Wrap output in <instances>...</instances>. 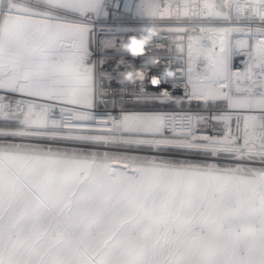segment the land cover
Instances as JSON below:
<instances>
[{
  "label": "snow or ice",
  "instance_id": "6c2138e0",
  "mask_svg": "<svg viewBox=\"0 0 264 264\" xmlns=\"http://www.w3.org/2000/svg\"><path fill=\"white\" fill-rule=\"evenodd\" d=\"M127 18L183 96L106 95ZM0 93V264H264V0H0Z\"/></svg>",
  "mask_w": 264,
  "mask_h": 264
},
{
  "label": "built area",
  "instance_id": "2783aa9c",
  "mask_svg": "<svg viewBox=\"0 0 264 264\" xmlns=\"http://www.w3.org/2000/svg\"><path fill=\"white\" fill-rule=\"evenodd\" d=\"M133 2H136V0H133ZM121 3L123 4V0H121ZM122 10V9H121ZM117 24L120 25L123 29H136L135 31H121L119 33H116L115 35H108V36H98L96 37V41H111L114 45L111 48H105L102 43L97 46V43H94L92 46L93 50V59L94 60H101L102 61V68L101 71H106L109 74H111L113 77H115L114 80L111 82L105 81L104 86L106 87V95L109 98H118L120 96H124L126 98L130 97L132 95L133 88H136L137 91H141V88L139 86L126 84V83H119L118 81L121 79L120 73L123 72L125 69H128L129 67L134 66L135 68H142L143 65H145L144 61H147L149 57H155L158 58L160 61L159 64L156 65V67H150L149 75H159L161 68L163 66H168L171 68V70H174L175 64L172 63L170 65V61L168 59H164L162 57L165 56H172L175 57L176 52L175 49L171 47V45L167 42L170 38L165 36L163 39L165 42H161L159 38H155L153 44L149 46L147 52L143 56L133 57L128 52L124 51L121 48V44L128 41L129 37L135 35L139 36L143 34V31L146 28L154 26L153 24H145L143 22L137 21L135 18H127V19H120L116 21ZM105 53L103 56H101V53ZM235 67L241 66V60L237 58L234 62ZM144 68H148L144 66ZM172 78H170L171 80ZM145 84L147 85L146 89L148 91H156V88L151 87V85L148 84L147 81H145ZM110 85V86H109ZM184 83L179 82L177 83L175 89L171 86V84L162 83L160 85V88L167 89L169 92H173L174 95L180 97L184 94ZM4 93H0V95H3ZM125 104H132L131 100H127ZM120 104H117L115 108L109 104L107 106V109L111 111L113 114H116L119 111ZM187 101H185V107H187ZM198 107V104L196 101H193L191 103V108L193 110H196ZM105 110V106H100L96 109L98 112H102Z\"/></svg>",
  "mask_w": 264,
  "mask_h": 264
},
{
  "label": "clouds",
  "instance_id": "9594fccd",
  "mask_svg": "<svg viewBox=\"0 0 264 264\" xmlns=\"http://www.w3.org/2000/svg\"><path fill=\"white\" fill-rule=\"evenodd\" d=\"M158 33L154 28H146L143 34L139 36H131L128 41L121 44V48L131 54L133 57L143 56L146 53V49L151 46L157 37ZM142 63H150L155 66L160 63L158 58L149 57L148 61ZM150 67L148 68H135L134 66L125 69L120 73V76L124 83L135 86H141L148 82L151 87L156 88L161 85L162 82L172 78L173 71L168 66H163L159 75H149ZM143 90V88H141ZM163 92H167V89H162Z\"/></svg>",
  "mask_w": 264,
  "mask_h": 264
},
{
  "label": "trees",
  "instance_id": "16d2710c",
  "mask_svg": "<svg viewBox=\"0 0 264 264\" xmlns=\"http://www.w3.org/2000/svg\"><path fill=\"white\" fill-rule=\"evenodd\" d=\"M124 106L131 108L132 104H125Z\"/></svg>",
  "mask_w": 264,
  "mask_h": 264
}]
</instances>
